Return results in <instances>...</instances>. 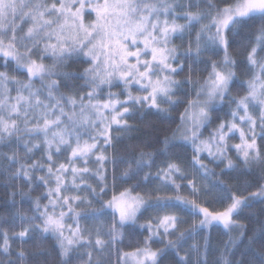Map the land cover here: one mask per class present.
<instances>
[{"label":"snow or ice","instance_id":"obj_1","mask_svg":"<svg viewBox=\"0 0 264 264\" xmlns=\"http://www.w3.org/2000/svg\"><path fill=\"white\" fill-rule=\"evenodd\" d=\"M74 65L82 71L65 70ZM0 69V175L28 189L0 205L11 214L0 216V264H46L36 258L46 252L11 245L46 239L60 264H108L126 226L147 235L118 264H264V242L261 259L249 258L256 234L241 223L253 201L264 204V0H0ZM136 116L167 121L143 142L155 151L107 154ZM237 173L243 191L227 182ZM213 203L225 207L204 206ZM214 223L236 235L214 248L202 235Z\"/></svg>","mask_w":264,"mask_h":264},{"label":"trees","instance_id":"obj_2","mask_svg":"<svg viewBox=\"0 0 264 264\" xmlns=\"http://www.w3.org/2000/svg\"><path fill=\"white\" fill-rule=\"evenodd\" d=\"M203 7V5H202ZM87 19V18H86ZM180 23H183V20L179 21ZM175 43L179 45L181 43L180 40H176ZM243 51V49H241ZM240 59H243V57H240ZM46 63H50V61H46ZM86 66V65H85ZM3 70V69H0ZM66 71H82V68L80 66H72L70 68L65 69ZM16 75L19 79H25L24 76L20 75L19 73H13ZM238 75L241 76V79H247V76L244 75L243 73L238 72ZM184 78L183 74L177 79L182 80ZM78 83H83V81H79ZM62 91H67L66 89H62ZM113 92H120L121 89L114 87L112 89ZM233 94H237L236 91L234 90ZM123 98V97H122ZM225 112H227V109H224V111L220 112L219 115L221 118L227 119L228 117L225 116ZM176 113H173V116H175ZM129 123L133 126V131L128 132V133H121L123 139L121 142L117 143L115 145V148L109 149L108 153L109 155L117 156V157H126V158H131L134 154L138 153L140 150L139 148L135 149V151L131 150L129 148V145H137L140 144L141 147H143V142L149 141L152 139L154 136V129L157 127L161 126H168L167 121L162 122L160 119L156 117H147V118H141L140 116H136L134 119H131ZM172 127H175V124L171 125ZM215 125H213L214 127ZM207 134V133H206ZM233 143H239V140L236 139L232 141ZM144 151H155L154 148H149V147H143ZM7 151V149H5ZM20 155L23 156V149L21 148L20 150ZM231 156L233 160L236 159V154L231 153ZM191 157V149L188 148L186 153H184V158L185 161L190 159ZM36 160H40L41 154L37 153L36 156L34 157ZM156 165L157 166H163V157H158L156 160ZM210 167L216 168L214 164H209ZM109 167V182L111 183V166ZM127 167V165H122L120 168H118L115 171V175L119 177L123 170ZM223 167V166H221ZM151 171L154 173L156 171V167H153ZM216 171L219 172L220 169L216 168ZM43 173H37V175H42ZM236 178L235 179H227V182L230 186L233 188H239L241 191H243L246 181L248 180V177L245 176H240L239 173L235 174ZM119 182V181H118ZM6 183V178L3 175H0V205L3 204V201L7 198V194L9 192L13 191H18L19 189H23V191L28 192L27 187H24L22 181H15L16 187H5ZM130 183H135V181H131ZM43 189H40L39 191H32L30 193L31 196L36 197L41 194ZM187 194V193H185ZM247 194V193H245ZM17 201V207L18 209L26 214V215H31V211L29 210V204L27 201L21 202V197L17 195L15 197ZM46 202V201H45ZM204 206L209 207V210L212 211L215 209L216 211H222L225 207L224 204L221 203H213L211 206L208 204H205ZM264 209V204H261L259 201L253 202L252 206L249 209H246L244 214H243V219L241 220V223L245 224L247 228L249 229L248 235L251 236L253 235V232L256 234V244L254 248H249L247 249L248 256L251 259H254L256 261H259L261 259L259 255V249L260 245L262 242H264V235H262L259 231V219L262 215L261 210ZM13 212L16 211V209L12 210ZM162 214V213H161ZM0 216H3L5 219H11V214L8 211H5L2 207H0ZM149 216H152L151 213L145 214L144 218H141L139 223L143 224L145 223L146 219L149 218ZM199 220V217H191L188 218V223L183 225V228H190L194 222H197ZM16 224H19L20 222L17 220L15 222ZM85 223V222H84ZM93 222H89L87 224L88 227L92 226ZM5 230L8 231L9 236L12 235L14 231H19V227H9L7 225L4 226ZM125 232V239L124 242L121 244H117L110 252L105 254V258L108 261V264H118L119 260V254L120 252H131L133 251L136 247L140 246V242L143 239V236H146L147 233L144 232L143 235H141L140 230H133L129 229L127 226L124 229ZM236 235V233L234 232ZM202 235L206 238H209L211 240L212 246L215 248L222 242L228 241L229 237L232 236L228 234V232L225 231L222 225L219 226H214L210 228L209 230L203 231ZM107 239V237H104ZM200 241V236L197 235L195 240L189 241V243H196ZM2 242V241H0ZM55 244V241L46 239L44 241L36 240V241H31L26 244H22L19 240H13L11 241L12 249L14 251L17 250H23L29 254L32 253H40V252H46V256H38L36 257L40 261L44 262L46 261V264H60L59 258L57 256L56 250L53 247ZM247 244V241H245V245ZM160 245H154V247H159ZM187 247V245H186ZM88 249L81 248L80 249V255L83 256L84 252L87 251ZM95 255V254H94ZM183 255V253H181ZM219 253H213L210 256V260L214 261L217 259ZM0 259H3V257H0ZM86 260V257L84 258ZM6 264V261H5ZM75 264H82V262H75Z\"/></svg>","mask_w":264,"mask_h":264},{"label":"rangeland","instance_id":"obj_3","mask_svg":"<svg viewBox=\"0 0 264 264\" xmlns=\"http://www.w3.org/2000/svg\"><path fill=\"white\" fill-rule=\"evenodd\" d=\"M13 95H15V93H13ZM232 143H233V142H232ZM233 153H235V152H233ZM56 158H57L60 162H65L63 156H58V157H56ZM206 163H207V161H206ZM89 166L91 167L92 165L90 164ZM89 183H92V184L95 186V180H89ZM70 194L75 195L76 193H70ZM253 202H255V201H253ZM151 214H152V216H155V215H156L155 212H152ZM94 223H95V222L92 223V226H93ZM82 224H84L83 221H82ZM87 224H89V223H87ZM219 225H222V226H223V224L214 223V224L211 226V228L214 227V226H219ZM92 226H91V227H92ZM223 228H224V226H223ZM224 229H225V228H224ZM225 231L228 232V234H230V235H232V236H235L234 232H229V230H227V229H225Z\"/></svg>","mask_w":264,"mask_h":264}]
</instances>
